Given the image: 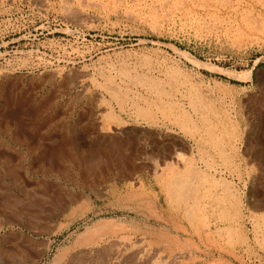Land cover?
Here are the masks:
<instances>
[{
    "label": "rangeland",
    "instance_id": "1",
    "mask_svg": "<svg viewBox=\"0 0 264 264\" xmlns=\"http://www.w3.org/2000/svg\"><path fill=\"white\" fill-rule=\"evenodd\" d=\"M132 79L164 107L80 91ZM92 224L118 239L92 260L145 239L163 264L171 235L176 264H264V0H0V264L64 261Z\"/></svg>",
    "mask_w": 264,
    "mask_h": 264
},
{
    "label": "bare ground",
    "instance_id": "2",
    "mask_svg": "<svg viewBox=\"0 0 264 264\" xmlns=\"http://www.w3.org/2000/svg\"><path fill=\"white\" fill-rule=\"evenodd\" d=\"M134 59V58H133ZM187 59V58H186ZM132 61V60H131ZM194 61V60H193ZM134 63V69L137 70L139 68H146L147 67L149 68L151 66V60L149 58H142V57H137L134 61H132ZM117 63L116 62H113L112 65H116ZM127 67V64L124 65L123 68H126ZM118 70H122V71H119L121 73H124V74H129V71L127 70H124V69H118ZM176 70V69H175ZM70 72V71H69ZM59 76H62L64 78H66V76L68 75L67 73L66 74H63L61 72H58ZM64 75V76H63ZM229 75V74H228ZM68 77V76H67ZM69 79V77H68ZM133 80V79H132ZM124 84V83H123ZM115 85V84H114ZM107 85L105 87H84L82 90L80 91H83L85 93H91L93 96H97L98 94H100V92L102 91H106L108 93H110L112 96H117L119 94H128L131 92H134L135 90H138V88H133V86H136V87H139V88H144V90H146L148 92V94H155L156 96L154 97H158V96H161L164 92V90L159 87L158 84L154 83V82H151V81H148L146 79H142V80H136L134 79L132 81V84H128V85H131V86H126V85ZM86 86V85H85ZM71 87V86H70ZM72 88V87H71ZM141 90V89H140ZM143 90V89H142ZM139 91V90H138ZM166 93V92H165ZM158 95V96H157ZM120 96V95H119ZM94 99V98H93ZM117 99V97H116ZM143 104L141 103H137V102H133V106H147V107H150V106H153L155 109L156 107H159L160 109L163 106V103L160 102L159 100V97L157 99H155L154 101L153 100H150V98H147V97H143ZM139 101H140V98H139ZM90 106L93 108V107H99V105L97 104V99L95 98L92 103L90 104ZM127 106V105H126ZM91 108V109H92ZM145 108V107H144ZM90 109V110H91ZM142 109V108H141ZM158 109V108H157ZM159 109V110H160ZM163 110V109H162ZM136 111V110H135ZM170 121V120H169ZM171 122V121H170ZM154 124V123H153ZM115 131V130H114ZM123 133H125L123 131ZM199 141V140H198ZM197 141V142H198ZM181 143V142H180ZM178 144V143H177ZM179 146H176L177 149L173 152V150L171 152L168 151V153H166L164 150L163 154L160 158L162 160H165L166 158L170 157V158H173L175 160H177L178 162L181 161V159L183 158V153L182 152H179L180 150H185V148H187V146H185V148H183L182 144H178ZM189 146V145H188ZM174 147V146H173ZM169 148V146H168ZM175 148V147H174ZM173 149V148H172ZM179 150V151H178ZM186 151V150H185ZM159 158V157H158ZM159 158V160H161ZM129 159V158H127ZM130 160V159H129ZM157 160V159H156ZM120 161V160H119ZM160 162V161H159ZM105 163V162H104ZM162 164V162H161ZM99 165V164H98ZM172 165H170L169 163H165L164 166L161 167V165L155 161L154 162V170H158L160 171L162 174L161 176L163 177V175L165 177L168 178V183H167V187L168 188V191H169V195L171 197H175V199L177 198L176 201H181L183 200V184H184V180L183 178L180 176V175H183V174H177L175 172H172ZM174 168V167H173ZM103 169V168H102ZM137 169V168H136ZM192 169V168H191ZM190 169V170H191ZM95 170V169H94ZM119 170V169H118ZM120 171V170H119ZM186 171V170H185ZM95 172V171H94ZM191 172H193V170H191ZM190 173V172H189ZM194 173H197L199 174V177H200V173H199V170L198 172H195ZM193 173V174H194ZM189 175V174H188ZM187 175V176H188ZM186 176V177H187ZM193 176V175H192ZM195 176V174H194ZM198 176V175H196ZM195 176V177H196ZM202 176V175H201ZM189 177V176H188ZM191 178V177H190ZM198 178V177H197ZM196 178V180H197ZM185 179V178H184ZM188 179V178H187ZM187 179L185 182H187ZM191 180H194L193 178H191ZM194 180V181H196ZM191 182V181H190ZM193 183V181H192ZM50 185V184H49ZM164 186V185H163ZM197 186V185H195ZM199 186V185H198ZM191 187V186H190ZM57 188V187H56ZM59 188V187H58ZM192 188V187H191ZM55 189V188H54ZM64 189V188H63ZM48 190V189H47ZM189 190V189H188ZM187 190V192H188ZM197 190V189H196ZM51 191V190H50ZM192 191V189H191ZM195 190H193L194 192ZM56 192V191H55ZM191 192V193H193ZM51 193V192H50ZM57 193V192H56ZM50 197H52L51 194H49ZM75 195V194H74ZM177 195V196H176ZM185 195V194H184ZM188 195V194H187ZM189 196H192L191 198H193V195L190 194ZM63 197V196H62ZM174 199V200H175ZM194 199V198H193ZM193 199H192V202H193ZM188 200H191L190 198ZM187 199L184 200V201H188ZM67 201V200H66ZM75 200H73L74 202ZM175 201V203H176ZM183 201V202H184ZM191 202V203H192ZM182 203V201H181ZM179 203V205L181 204ZM185 203V202H184ZM183 203V204H184ZM188 203V202H187ZM60 204V203H59ZM182 204V205H183ZM61 205V204H60ZM193 206V205H192ZM189 206H187V210ZM194 208V207H193ZM192 208V209H193ZM64 209V208H63ZM194 210V209H193ZM194 214V212L192 213ZM108 219L106 220H102L103 223L107 222ZM67 227H69V225H63V224H60L58 227H57V231L56 232H60V231H63L64 229H66ZM210 231V230H209ZM117 232H115L114 230H109V229H104V230H98L96 229L95 227V224H92V225H87L85 230L80 234L79 236V239L77 241L78 243V246L74 248L73 251L71 252H67L68 254H64L65 256H67L64 259H62L64 257V255L61 257L62 260L64 261H60L58 262L57 264H104L103 261H106L105 260H102V259H96V260H92L91 257L92 255L94 254L95 251H97L96 247L97 245H100V244H110V243H113L114 241H117L116 239H112V238H116L115 234ZM167 234V233H166ZM118 235V234H117ZM169 237L168 238H159L160 242L159 243H163L166 245H169V247H175L173 250H172V259L170 258L169 261H166V263L164 262L163 264H176V262L178 261V258L182 257L183 256V253L185 254V252H183L185 249L182 250V247H183V242L181 241V239L179 237H175V236H171V235H168ZM112 237V238H110ZM210 238V236H209ZM141 240V239H140ZM147 240L145 239H142L141 241L138 242V246L135 248V247H132L130 249H125L126 246H128L130 243L126 242L125 243V246L124 248L120 249V250H116L115 252H113V254L111 255V257L109 259H107L106 261V264H161L159 260H157L158 258V255H161L163 253V251H161V249H154V248H151L150 246H152V243H149V242H146ZM122 243V241H120ZM212 242V241H211ZM215 242V241H214ZM119 243V241H118ZM109 246V245H108ZM186 246V244H185ZM69 248V247H68ZM106 247L104 246V249ZM183 248H186V247H183ZM70 249V248H69ZM109 249V248H108ZM107 249V250H108ZM99 250V249H98ZM176 250V251H175ZM66 251V250H64ZM100 251V250H99ZM97 253V252H95ZM103 253V252H102ZM189 254V253H188ZM109 256V255H107ZM181 259V258H180ZM179 259V260H180ZM173 261V263H172Z\"/></svg>",
    "mask_w": 264,
    "mask_h": 264
}]
</instances>
